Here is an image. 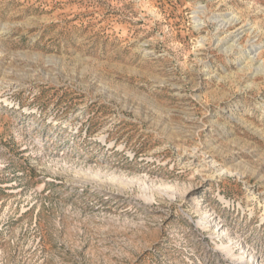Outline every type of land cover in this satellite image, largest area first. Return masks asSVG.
<instances>
[{"label": "rangeland", "instance_id": "rangeland-1", "mask_svg": "<svg viewBox=\"0 0 264 264\" xmlns=\"http://www.w3.org/2000/svg\"><path fill=\"white\" fill-rule=\"evenodd\" d=\"M0 264H264V0H0Z\"/></svg>", "mask_w": 264, "mask_h": 264}]
</instances>
